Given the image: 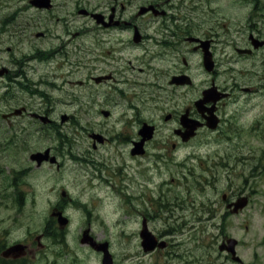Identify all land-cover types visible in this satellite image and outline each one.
Returning a JSON list of instances; mask_svg holds the SVG:
<instances>
[{"label": "rangeland", "instance_id": "374dc122", "mask_svg": "<svg viewBox=\"0 0 264 264\" xmlns=\"http://www.w3.org/2000/svg\"><path fill=\"white\" fill-rule=\"evenodd\" d=\"M154 1L137 0L133 10L126 9L129 19L135 14H139V5H147ZM168 1L174 3L175 6L184 1L183 7H180L181 12H177V17H181L182 14L189 16L191 23L195 25L201 36L210 35L213 25L220 24L219 20L213 22L203 18L200 12L196 11V7L190 5L194 0H189V2L185 0ZM199 1L205 5L216 3L229 7L228 0ZM55 2V9L47 10L44 14L33 11L34 8H31L29 0H0V69L3 67L10 70L16 69L15 57L33 51L36 46H40V48L47 46L51 40L58 41L57 47L63 45L61 50L68 48L69 44L64 42H66L73 24L85 26L90 25L93 21L88 15L78 13V5L87 8L91 3L96 5L98 10H103L109 9L112 4L109 0H56ZM230 9L239 17L235 20L225 9L228 21L237 23L248 21L249 14L245 10L232 9L231 7ZM171 11L175 13V11ZM206 13L210 12L206 11ZM261 15L263 12H260ZM47 16H50L51 19L46 18ZM257 18L255 17V19ZM222 24L224 23L222 22ZM209 25L211 27L207 29ZM36 27L39 28L34 30ZM80 29L84 30V28ZM73 30L77 32V29L73 28ZM40 31L45 33L47 31V35L37 37L36 33ZM57 32H60L59 37H55ZM92 35L90 30H87L86 34L81 31L78 40L81 46L80 50L78 47H76L78 51H74V47L72 48V51L76 53L75 56L60 55L49 62L34 64V72L37 74L61 68L62 73L56 83L63 84L57 85V88L45 86V89L53 95L52 102H48V107H51L50 111L54 115L59 114L60 122L62 113L71 115L75 112V116L82 119L81 124L85 125L84 128H81L72 122H61L63 129L72 140V146L66 143L62 150V141L54 134L41 133L39 131L41 125L32 123L29 117L12 119L14 125L8 123L14 127V135L18 134L16 142L19 145L5 144V136L13 131H7L6 128L9 129L7 120L2 119L1 113L22 104H27L32 109L46 107L45 102L47 101L45 97H33L26 89H19L11 99L0 103V166L6 170V175L0 176V218L2 219L1 229L4 232L7 231L8 242L13 243L26 239L29 242L42 241V237L39 239L37 235L41 234L48 224L56 225L57 223V215L51 213L52 209L55 206H63L65 213L71 217L72 223L69 226V231L65 236H61L60 241L53 242L51 237L50 240L49 237L44 238L50 244V249L45 251L49 264H54V262L56 264H98L100 262L97 255L88 248L89 246L80 240L83 228L87 227L89 222L96 237L110 242L115 262L118 264H136L140 259L145 264H237L219 251V243L226 234L239 240L237 250L243 261L247 264H264V99L258 98L259 95L256 94L261 89H256L253 94L248 93L240 98L241 106L245 107L248 114L247 117L239 115L244 122L242 124L244 127H240L241 135L236 134L239 138L236 141L207 140L201 136L200 139L193 141L190 147L175 151L171 160L157 164L150 160L151 155L142 159L146 171L152 170L150 166H154L155 170L160 169L166 176V182H162L158 176L159 173L156 172L154 181L149 185V177L143 166L139 165L144 171L142 172L145 176L143 180L134 174L138 159L133 158V161L131 157L128 159L126 154L129 152H125L124 145L117 140L107 142L98 149L93 148L90 134L102 132L105 135L114 136L117 132L122 131L125 126L124 121L122 122L118 117L107 118L102 113L103 109L109 108L107 106L117 105L116 102L118 104L128 103V106H130V102L139 104L143 110L139 117L142 118L158 117L161 120L164 116L163 111L167 108L158 111L152 94V90L156 92V86L142 85L143 83L136 80L135 75L141 72L137 68L130 67L127 58H132L131 55H127L124 59L126 63L119 67L118 75L127 78V81H124L126 85L123 87L124 93H120L118 89L116 91L118 94L115 97L114 91L110 97L109 95L107 97L101 96L95 91L96 89L113 90L114 85H117L114 81H109L105 86L92 87L95 89L82 87L76 82L69 83L67 79L76 78L77 80L82 74H87L90 69L94 72L97 71L92 67V49H89ZM244 35V33H240L237 39L243 41ZM100 40L104 42V39ZM92 42L96 43V39H92ZM111 44L109 43L104 48L97 45L95 49L98 53L97 58L101 56L99 54H105L106 50L111 49ZM111 55L113 59L121 56L119 54ZM58 61L64 62L65 65L59 67ZM78 61H80V66L86 68L81 67L77 76L67 75L64 78L63 70L74 67ZM33 62L34 60L31 61V63ZM134 62L137 64L136 61ZM244 64L252 66L250 61L238 63L236 68L239 73L243 74ZM125 65L129 66L128 69ZM111 68H116V62L112 63ZM41 81V79L36 80L37 84L45 85L40 84ZM3 90L4 86L0 78V92ZM147 94L150 95L149 99L143 101ZM178 97L177 93L175 98ZM166 99L172 100L167 96L162 100ZM260 100L262 101L257 103ZM253 108H256L258 118H255L251 113ZM123 110L124 108H120L119 111ZM156 111L158 113H154ZM134 118V115L128 118L129 132L133 130V125L130 123ZM23 133L27 134L29 140H22L20 134ZM156 142L160 144V140L156 139L153 141V148ZM231 143L235 144L239 150H227L226 148ZM48 146L53 147L55 152L60 154L59 159L63 165L60 169L58 168L59 170L50 162L37 166L30 158L32 152L43 150ZM224 153L226 156L234 153V160L238 162V164L234 163L236 165L233 167L232 177H228L230 172L226 166L230 162L221 163L220 161L221 154ZM84 155L87 156L86 158L92 156L91 159L100 160L102 163L100 165L101 172L97 176L104 175L107 180L106 186L99 183L101 178L90 177L91 173L98 169L94 163L80 160ZM189 156H193V158ZM125 159V163L131 166L128 182L132 186L136 185L137 189L141 188L138 197H133L131 200H128V196L123 191L125 183H122L120 164ZM150 163L151 165H149ZM254 165H256V169L249 170L248 167ZM12 169L14 170L11 171ZM19 170H21L20 173ZM249 176L253 177L251 181H254V186L251 188L254 191L252 200L249 201L243 212L223 219L224 209L221 206V195L224 192L222 191L229 189L230 179L246 189L245 181ZM172 177H175L176 180H172ZM91 180L95 181L97 185ZM187 180L192 182L187 184ZM137 182L141 184H137ZM178 183L180 185H177ZM150 186L153 187V190H149ZM98 194L103 197L102 200L97 198ZM18 196L20 201L17 200ZM150 196H152L153 202H149ZM83 206L92 209L91 218L88 217ZM60 209L63 210L62 207ZM140 209L148 215H157L155 219L150 220V226L154 231L161 232L168 226L176 229L173 234L167 236L171 242L168 249H158L154 253L142 255L140 238L135 234L140 223L139 214L136 212H140ZM125 230L128 233H133L128 235L123 232ZM34 246L37 247L35 244ZM57 256L58 259H56ZM38 264H46V260L42 259Z\"/></svg>", "mask_w": 264, "mask_h": 264}, {"label": "flooded vegetation", "instance_id": "af4514ba", "mask_svg": "<svg viewBox=\"0 0 264 264\" xmlns=\"http://www.w3.org/2000/svg\"><path fill=\"white\" fill-rule=\"evenodd\" d=\"M112 4L109 9H103L98 10L96 5H92L91 3L88 5L87 10L84 11L89 18H91L93 21L90 23V30L98 29L101 38L104 39V45L107 46L109 43L111 44V47L115 44H117V48L119 49V55L122 57L120 58H112L111 54H104V58L101 60V65L99 66L100 74L99 84H97L96 81H94L93 85H102L103 81H108L110 78H115V76H118L119 73V67H122L124 65V58L127 49H124V44L119 41L118 37H115L113 39V32L115 30H118L115 32L116 36H124L126 33H128V36L126 38L125 43H131L132 34L139 30V27L142 26L144 20H149L152 18L151 14H158L157 17H167L171 10L175 12H181L180 9L183 7L182 4H177L176 6L171 1L168 0H155L154 2H149L147 5L141 4L139 5L140 13L144 15L135 14L133 17L129 19V14L127 13L126 9L133 10L135 7V4L137 0H109ZM243 4H241V9L248 8L252 10L253 12H264V0H240ZM181 7V8H180ZM112 8V11L110 14H104L100 12H106L107 10H110ZM79 11L81 9V6L78 5L77 8ZM85 9V8H82ZM100 11V12H96ZM78 11V12H79ZM121 12V18H119L116 13ZM80 13V12H79ZM97 13L100 14V17L97 18ZM143 17L141 19V17ZM146 16V17H145ZM137 17V18H136ZM95 19V20H94ZM137 19H140L139 21ZM183 22V21H182ZM175 23V22H172ZM187 23V22H185ZM161 28L163 29L164 26L162 25ZM183 28V29H181ZM207 29L209 27L207 26ZM179 31L181 34V42L183 44V47L179 49V51L174 50L171 46L168 47L167 52L172 54H178V58L167 60V66L165 73H169V71L174 68L175 72L173 74H190L191 73V64L190 61L187 60V57L183 54H191L193 51L198 53L200 55V58L203 59L204 55V43L206 40H210V45L206 51H210L211 55H215V52L212 48L213 40L217 41L220 38H216L214 36L206 35V36H200L198 34L192 33V31H189L185 29V27H179ZM213 35L218 34L216 31H211ZM178 34V31L173 32V35L176 36ZM196 37L195 43H192L189 41V38ZM114 40L116 43H114ZM222 42H224L223 39H221ZM140 42V41H139ZM228 42H232V40H229ZM140 46H143V43H139ZM111 48V49H112ZM111 49H108L107 52L110 53ZM132 51H140L139 48H133ZM138 55V54H137ZM138 59L141 57L136 56ZM116 62V68H111L112 63ZM132 60H129V63H132ZM95 64V62H94ZM134 66V65H133ZM214 71V70H213ZM212 71V72H213ZM203 72L207 75H210L208 71L203 67ZM95 73V72H94ZM216 73V75H214ZM214 74L211 77V80L209 83H206L202 85V91L200 94H197L194 99H184V100H172L165 102L164 105H161L158 108L165 109L163 111L164 116L163 119H159L158 117H149V118H140L139 115L142 114L143 110L142 107L139 104H132L131 109H129L128 103L125 104H118L115 106H108V115L107 118L118 117L121 121L123 120L125 123V126H123L122 131L117 132L114 134V136H103L101 140L94 141L92 138L93 147H97L98 144L110 142V141H119L122 145L125 146V152H129V154H126L127 158L131 157V160L133 161V158L138 159L136 160L138 162L137 168L134 171V174L136 177H139L141 180L144 179V175L142 172H144L139 165L143 166L145 169L144 164H142V159H145L147 156L151 155L150 160L154 161L155 163L159 164L160 162H164L167 160H171L173 156L175 155L174 152L178 151L180 147L185 144L188 145L187 142L184 140V132L188 129L189 123L193 124L192 122L195 120L200 121L203 125L202 127L198 128L196 132L199 133L204 131L206 134L210 135L215 133L219 129V127L224 122V119L227 118L228 109H227V103H235L234 101V89L237 88L234 84L229 86L228 88L218 86L219 88L216 89V93H208L206 98L207 100L203 102H198L197 100L202 99L204 95V91L212 87V83L216 82V79L218 77V72L214 71ZM191 75V74H190ZM109 76V77H107ZM90 78H94L90 75ZM96 80V79H95ZM171 83L170 81H168ZM78 83L83 86H91L90 80L86 83L85 80H78ZM173 84L172 87L173 90H175L177 87L181 89H188L191 87V85L188 84H182V81L179 80L177 83H171ZM214 84V83H213ZM218 85V84H217ZM220 91L227 92L228 96L226 98H220L222 96ZM115 107V110H114ZM120 108H124L122 112H120ZM158 111L154 113H158ZM136 112V113H135ZM135 113V114H133ZM231 113V111H230ZM134 115V119L130 123L133 128L132 132H129L128 130V118ZM212 118V119H211ZM148 120V121H147ZM122 121V122H123ZM219 122V123H218ZM144 123L153 124L155 126V134L150 139L146 140L143 144V152L142 153H133L132 149L134 148L135 144L142 139V133H140V129ZM218 124L217 129H211V125ZM163 127V129H162ZM167 129V131L165 130ZM162 131L160 132V130ZM112 135V134H110ZM158 135L160 137L158 138ZM156 139L163 140V146H171V148H162L160 144L156 143V145L153 148V141ZM173 140H175L173 142ZM194 140V138L192 139ZM121 146V145H119ZM123 152V151H122ZM133 153V154H132ZM92 163L95 164L97 167V164L95 160H91ZM126 159L122 162L121 168H122V183L123 184V191L128 196V200H131V198H137L138 194L141 193L139 190L141 188H136V185H131L130 182H128V176H129V168L130 165H127ZM125 163V164H124ZM151 165V163L149 164ZM162 168V165H160ZM152 170L146 171L149 177L148 184L150 185L151 182L155 179V173L158 172V176L160 179L163 175V182H166V176L164 173L158 169L155 170L154 166H150ZM97 176V174H95ZM172 180H175L174 177L171 178ZM107 182V181H106ZM104 182H100V184H103ZM141 184L140 182H137V184ZM147 184V185H148ZM140 186V185H139ZM149 190H153V187L150 186ZM141 195V194H140ZM240 196L238 185H234L232 182V179H230V186L229 191L224 192L223 198L225 199V205H228L231 201H233L235 198H238ZM141 197V196H140ZM143 198V196L141 197ZM149 199H152V196L149 197ZM159 199V198H158ZM140 214L139 217L140 223L137 229V233L140 234L142 228H143V220L146 219L148 223L149 215H146L144 210L140 209V212H136ZM156 215H152V218ZM161 235H164V233L160 232ZM5 239L3 236L0 235V254L4 255L6 259L0 258V264H16V262H20L22 258H24V261L21 262V264H25V259L28 258V253L34 252L31 247L33 246V242H29L28 239H26L22 244L24 245V248L21 251H13L11 253H7L4 251L5 249ZM39 246L42 247L43 245L39 243ZM8 247V246H7ZM4 251V252H3ZM33 256V255H32ZM22 257V258H20Z\"/></svg>", "mask_w": 264, "mask_h": 264}, {"label": "water", "instance_id": "95a60500", "mask_svg": "<svg viewBox=\"0 0 264 264\" xmlns=\"http://www.w3.org/2000/svg\"><path fill=\"white\" fill-rule=\"evenodd\" d=\"M47 152L45 154L43 153H34L32 154V158L33 159H37L39 162L42 160L43 157H47ZM246 203V199L244 201H241L239 203V206L240 207H243ZM61 222H64V220L60 219ZM142 237H143V246H144V249L145 250H150V249H153L156 245V239H154V236L147 230L145 229L144 231H142ZM164 243H160V245H163ZM236 244V241H229V246L228 248L231 249L232 251H234V246ZM92 245H95V247L97 249H100V250H103L104 251V255H103V264H112L113 261H112V255L111 253L109 252L108 248H107V243H101V244H98L96 243L95 241L92 242ZM221 248H224V246H221Z\"/></svg>", "mask_w": 264, "mask_h": 264}]
</instances>
